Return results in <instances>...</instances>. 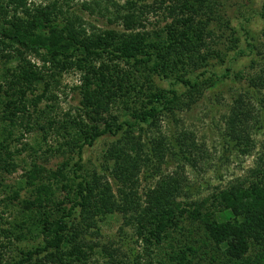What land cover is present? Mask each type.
<instances>
[{"label": "trees", "instance_id": "1", "mask_svg": "<svg viewBox=\"0 0 264 264\" xmlns=\"http://www.w3.org/2000/svg\"><path fill=\"white\" fill-rule=\"evenodd\" d=\"M155 1V6L144 0H127L121 6L115 0L83 4L94 12L98 7L110 22H120L124 29L117 31L100 28L79 15L58 19L53 9L57 0L44 5L0 0V62L9 64L7 88L0 84V91L8 95L4 107L11 114L8 126L14 125L17 112L30 116V109L37 110L46 98L43 93L26 98L27 90L33 91L41 78L39 69L33 68L36 64L25 62L27 53H33L42 66L80 71L77 114L51 120L53 126L60 122L75 129L77 135L67 141L70 147L77 146L81 153L85 145H93L105 134L118 136L105 152L103 172L82 175L76 183L69 182L68 163L54 170L33 161L25 169L23 185L0 199L5 210L18 216L7 228L5 245L9 248L12 239L23 241L35 233L42 234L43 242L20 248L4 264H91L94 256L109 264H264V138L259 164L248 176L198 199L199 187L188 182L185 169L202 161V145L188 132L173 138H147L145 134L163 111L176 115L177 108L197 103L206 88L236 78L246 81L247 89L233 97L226 119L225 151L251 154L259 117L264 118V43L255 44L250 29L242 27L249 37L248 52L241 48L238 31L228 20L219 22L223 5L219 0ZM159 10L170 20L160 30H145L149 14ZM260 14L264 18V7ZM255 50L263 59L256 62L252 56L253 74L233 71L231 66L222 73L214 70L216 63L251 56ZM12 51L24 62L12 65ZM146 67L169 87L160 88L156 82L144 85L134 77ZM179 84L185 91L179 90ZM117 108L131 113L132 120H118ZM10 149L0 143V151L4 150L0 169L17 168ZM175 161L173 170L163 171ZM81 168L76 161L72 171L77 175ZM142 178L152 180L144 189ZM25 187L29 194L21 198ZM22 215L33 218L30 224L23 223ZM111 215L123 219L118 241L114 236L102 240L99 221ZM127 226L142 246L137 253L131 251V262L123 251ZM161 253L165 256L160 263L157 256Z\"/></svg>", "mask_w": 264, "mask_h": 264}, {"label": "rangeland", "instance_id": "2", "mask_svg": "<svg viewBox=\"0 0 264 264\" xmlns=\"http://www.w3.org/2000/svg\"><path fill=\"white\" fill-rule=\"evenodd\" d=\"M53 1L55 0H28V3L31 5H44ZM57 1L58 6L53 8L54 16H57L60 20L72 15H79L85 21H89L100 28H113L117 31H123L124 29L120 22H110L108 16L101 14L98 7L95 8V12L83 7L84 3H90L92 0ZM144 1L154 6L156 4L155 0ZM219 1V4H223L221 5L222 16L219 18V22L222 19L228 20L227 22H229L231 27L238 31V35L241 38V48L246 49L248 52L247 38L249 37L242 27L250 29V36L254 37L253 42L255 44L261 45L264 43V18L260 14L264 7V0ZM115 2L121 6L125 5L127 0H115ZM110 8L114 9L112 6ZM223 10H225L226 14H224ZM20 14L23 15L22 13ZM169 20L165 17L163 10H159L158 12L152 11L145 22V30H160ZM214 24H216L215 27H218V23ZM10 54L13 57L12 65L15 66L19 62H24L21 58L14 57L16 55L15 51H12ZM258 54L255 50L251 56L242 55L238 56L237 60L230 61L228 59L223 64L216 63L214 64V70L222 73L227 66H231L233 71L241 69L245 71V74H253L255 69L251 67L252 58L257 57L256 62L263 59L262 55ZM27 60L36 64L37 67L33 68L39 69L38 73H40L41 78L39 82L34 84L33 91L27 90L26 98L31 100L35 95L41 93L46 98L42 100L37 110L32 112V108L30 109V116H22V111L17 112V116L12 121L13 126H8L11 114L8 112V109L4 108L8 102V95L4 93L3 89L7 88L5 73L6 66L9 64L5 63L4 60L0 62V84L3 86V89L0 91V143L8 144L11 147L10 151L14 155L15 162L18 163H16L17 168L15 170L0 169V181L2 182L0 184V199L9 197L12 193L10 192L11 189L23 185L22 183L26 179L23 176V172L25 169L30 168L33 161L54 170L68 163L66 169L69 172L68 179L70 183H76L82 175L87 173L94 171L102 173L105 152L118 137L105 134L99 137L93 145H85L81 153L78 152L77 146L70 147L67 141L77 135L75 129L71 128V126L65 128L67 124L61 125L60 122L53 126L51 120L56 118L59 121H63L65 117L68 118V113L71 117L77 114L81 99L80 71L76 68L64 70L51 64L42 66L43 62L33 53H27L25 62ZM213 61L215 63V59ZM141 71L144 72H136L138 75L134 77L141 79L144 85L156 82L160 88L169 87V83L158 80L149 67L141 68ZM180 72L184 75L186 74L183 70ZM148 80L149 83L147 82ZM177 87L181 92L185 91V87L182 84H179ZM246 89V81L242 82L236 78H227L224 83L214 88H206L201 99L197 103L192 104L191 108L185 107L180 110L177 108L175 110L176 115L163 111L151 127H146L145 134L147 138H160L161 136L173 138V135L188 132L202 145L204 149L203 154L205 155L202 161L198 162L195 168L187 165L185 169V177H187L188 182L199 187L198 196L195 198L210 197L216 191L229 186V183L233 182L235 178L242 179V177L248 176L259 164L257 161L262 151L261 140L264 138V121H261L264 119L263 117H259L260 119L258 120L260 121L259 131L254 136V143L256 145L251 154L244 155L236 150H233L231 153L225 151V142L229 139V137H226V119L232 110L233 97L239 91ZM129 104L135 107L137 105L132 102ZM115 111L118 113V120H132L133 118L128 111L120 110L119 108ZM10 130L12 131L11 133ZM25 143L28 145L25 146ZM0 152L4 156V150ZM76 161L82 165V168L76 172L77 175L72 171ZM176 164V161L173 162V164L163 168V171L168 172L173 170ZM151 181V179L142 178L141 188H146ZM25 186L29 188L28 185ZM27 187L21 188V198L29 194V192H26ZM63 194L64 192H61L59 195L62 196ZM70 205V203L65 204L67 207ZM5 209V205L0 204V260H3L0 264H4L6 259L12 255H17L20 248H33L43 242L42 234L35 233L31 234L32 236L28 235L23 241L12 239V244L7 248L5 245V242L8 241L7 236L9 235L7 228L11 226V222L17 221L16 217L18 216L15 213H10L9 209ZM23 216L22 219H28V217L23 218ZM19 219L21 220V217ZM32 219L24 220L23 223L30 224ZM99 224L104 233L102 240L107 241L112 236L115 237L116 241L119 240L117 236L118 229L123 224L121 215L107 216L104 222L99 221ZM26 229L27 226H24V230ZM125 229L128 232V237L124 238L123 251L126 252V261L131 262L134 258L133 254H130L131 251L134 250V253H137L139 249H142V246L133 235V229L128 226ZM162 253L157 256V261L160 263L161 256H165ZM91 264L109 263L99 256H94Z\"/></svg>", "mask_w": 264, "mask_h": 264}]
</instances>
